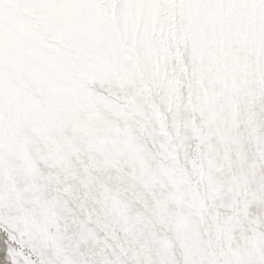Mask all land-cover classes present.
Instances as JSON below:
<instances>
[{"label":"snow or ice","instance_id":"6c2138e0","mask_svg":"<svg viewBox=\"0 0 264 264\" xmlns=\"http://www.w3.org/2000/svg\"><path fill=\"white\" fill-rule=\"evenodd\" d=\"M0 264H264V0H0Z\"/></svg>","mask_w":264,"mask_h":264}]
</instances>
